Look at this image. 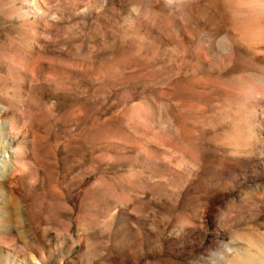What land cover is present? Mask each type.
I'll return each mask as SVG.
<instances>
[{
  "label": "rangeland",
  "instance_id": "374dc122",
  "mask_svg": "<svg viewBox=\"0 0 264 264\" xmlns=\"http://www.w3.org/2000/svg\"><path fill=\"white\" fill-rule=\"evenodd\" d=\"M249 1L0 0V264H264Z\"/></svg>",
  "mask_w": 264,
  "mask_h": 264
},
{
  "label": "bare ground",
  "instance_id": "6f19581e",
  "mask_svg": "<svg viewBox=\"0 0 264 264\" xmlns=\"http://www.w3.org/2000/svg\"><path fill=\"white\" fill-rule=\"evenodd\" d=\"M237 3L238 2L236 1L235 4H237ZM241 6L242 7L244 6L245 10L243 8H240L239 12L241 11L245 15H246V13H250L251 15H255V16L259 17L257 19V23L259 24V27L256 30H252L251 34L253 35L255 40L262 39V37H264V0H250L248 3H246V5L243 4ZM240 15H242V14H240ZM258 41H260V40H258Z\"/></svg>",
  "mask_w": 264,
  "mask_h": 264
},
{
  "label": "clouds",
  "instance_id": "9594fccd",
  "mask_svg": "<svg viewBox=\"0 0 264 264\" xmlns=\"http://www.w3.org/2000/svg\"><path fill=\"white\" fill-rule=\"evenodd\" d=\"M133 15H135V10H133ZM228 43V37L225 36H221L219 38V40L217 41L216 47L218 51L224 52L226 54L227 52V48L225 47V45Z\"/></svg>",
  "mask_w": 264,
  "mask_h": 264
}]
</instances>
